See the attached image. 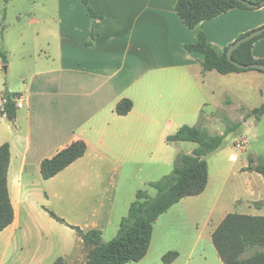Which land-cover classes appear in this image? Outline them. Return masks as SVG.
<instances>
[{"label":"crops","instance_id":"1","mask_svg":"<svg viewBox=\"0 0 264 264\" xmlns=\"http://www.w3.org/2000/svg\"><path fill=\"white\" fill-rule=\"evenodd\" d=\"M178 1L88 0L87 7L82 0H57L54 52L49 49L50 42L42 52L58 61L59 69L32 76L27 92L18 98L24 107L17 109L14 121L0 116V122L9 123L0 133V147L8 143L11 148L8 183L15 210L14 223L0 234V264H54L65 258V225L49 217L44 209L54 208L57 202L64 212L56 210L57 215L65 219L66 203L78 213L70 223L84 231L101 230L105 238L111 227H119L138 192L125 202L118 220L114 218L117 185L104 184V192L94 195L92 220L83 224L81 218L90 208L84 199L65 197V172L80 175L75 183L81 186L76 185L73 191L87 188L85 175L94 174L97 180L105 173L111 175L110 165L120 164L112 151L135 153V149L143 148L153 129L161 125V118L183 116L195 120L200 116L201 121L221 123L218 115L223 113L238 129L253 116L258 121L264 119V114H254L264 105L263 72H204V56L186 49L204 33L216 53L222 55L242 35L264 26V6L233 9L189 29L177 12ZM253 57L264 61V38L254 44ZM221 78L242 88L227 91L221 100ZM124 99L131 100L134 107L129 115L120 116L116 107ZM250 100L261 106H251ZM210 105L219 111L206 113L204 109ZM233 107L238 110L237 123L228 112ZM241 137L246 140V153L249 141L243 134ZM76 141L87 144L86 155L45 180L42 163ZM179 154L183 152L174 156ZM91 157L99 159V165H75ZM239 159V155L237 161L226 157L233 165ZM207 163L205 192L183 199L162 215L155 224L149 253L141 262L130 264H164L162 258L169 252L179 253L173 264H224L212 241L214 230L228 215L214 222L215 213L221 212V191L213 192L212 188L221 176L223 160L218 154L213 159L217 174ZM100 183L95 187L101 191ZM199 216L203 228L209 229L206 239V231L199 229ZM171 221L177 222L173 228Z\"/></svg>","mask_w":264,"mask_h":264},{"label":"rangeland","instance_id":"2","mask_svg":"<svg viewBox=\"0 0 264 264\" xmlns=\"http://www.w3.org/2000/svg\"><path fill=\"white\" fill-rule=\"evenodd\" d=\"M56 9L57 0H0V50L6 52L8 56L7 64L4 63L3 58L0 56V105L6 91L11 94L27 92L28 85L35 73L59 69V62L53 58L46 57L45 53L42 52L48 49L47 44L49 42L52 44L49 49L54 52L53 33L58 32L53 20L58 15ZM48 18L52 20L49 21ZM5 67H7V70H5ZM220 88L222 100L227 91L238 90L242 86L232 84L228 80L221 78L219 90ZM250 102L251 106H256L257 108L261 106L258 101L250 100ZM247 106L250 105L248 104ZM234 107L228 112L233 114V116H230L233 123H237L238 110L237 107ZM204 110L208 114L219 111L214 105L207 106ZM235 113L236 115H234ZM218 117L221 118V123L208 119L201 121L200 116L195 120L183 116L161 118V125L153 129L147 145L143 148L135 149L137 150L135 153L130 150L118 152L119 149L112 151L113 156L116 157L115 160L120 163L110 165L111 169L109 171L112 176L105 173L97 180L94 174L85 175L88 183L87 188L84 187L73 191L72 189L76 185H80V183H75L80 175H71L69 171L65 172V177L68 175V178L65 179V197L69 196L73 201L78 199L85 200V205L90 208V212L83 214L81 222L89 224L88 220H92V213L95 207V193L104 192V184L109 186L113 183V185H117V189L115 190L114 188V192L117 194L115 202L117 213L114 218L119 220L121 210L125 207V202L133 198L136 192L140 190L148 191L151 198H156L157 191L151 188L149 184L152 181H159L173 172L174 158L175 160L177 158L174 156L176 152L182 151L183 154H188L190 150L198 148V145L192 142H176L172 144H167L166 142L168 136L174 135L179 128L187 125L190 127H202L212 136L218 133H221V136H223L222 134L227 135L224 138L221 149L205 158L207 162L211 163L213 174H217V167L213 165L215 156L218 154L223 160L221 176L219 180L217 178L212 188L213 192L214 190L221 191V212L215 213L214 222L217 221L219 216L223 218L225 214L231 213L264 216V176L256 170L250 169L251 160L254 161L253 167L264 163V119L258 121L253 116L246 125L238 129V127L227 120L223 113L219 114ZM7 125L9 123L6 121L0 122V133L5 130ZM241 134L249 141L246 153L234 148V143ZM231 152H237L240 157L239 162L235 165L226 160V157H230ZM132 153L135 155L132 156ZM85 159L75 165L92 167L99 165V159L94 157ZM99 182L103 183H100L102 185L101 191L95 187L99 185ZM57 204L54 207L55 209L52 206H47L44 209L45 211L46 209L53 211L56 214V210H59V213L63 214L64 212ZM72 209L74 208L68 207L65 203V220L70 225L72 224L69 220L72 221L78 216V213H74ZM49 217H51L50 214ZM197 221L200 224L199 229L206 231L204 234L206 239L209 237V229L203 228L204 221L200 216ZM171 224V228H173L177 222L171 221ZM115 229L117 230L116 232ZM119 229L120 226L118 227V225L111 227L106 232L104 240L109 242L114 239ZM171 232L170 235L172 236ZM88 252L80 241L77 232L65 225V260H67L68 264H85Z\"/></svg>","mask_w":264,"mask_h":264},{"label":"trees","instance_id":"3","mask_svg":"<svg viewBox=\"0 0 264 264\" xmlns=\"http://www.w3.org/2000/svg\"><path fill=\"white\" fill-rule=\"evenodd\" d=\"M82 1L89 6L88 0ZM250 1L259 4L264 0ZM233 9L253 10L238 0H179L177 4V12L189 29H195L199 24ZM262 38L264 34L240 46L234 51L233 59L244 65L264 64V61H256L253 57V46ZM231 46L227 47L222 55H218L206 35L201 33L198 42L186 46V49L204 56L202 62L204 72L217 71L223 75L245 72L246 70L239 69L228 60L227 53ZM0 56L7 64V53L0 50ZM19 97L20 94L6 91L0 105V116H6L10 121H14L18 109L16 100ZM133 107L131 100L124 99L117 105L116 113L127 116ZM254 114L263 115L264 105L256 109ZM224 138L225 136L220 135L212 136L202 127L190 126H183L176 134L169 136L168 142H192L196 143L198 148L192 155L179 154L173 172L149 184L157 191L156 198H151L148 191H138L127 216L120 223L117 236L109 242L104 240L101 230L84 231L80 227L70 225L53 211L48 209L46 211L54 220L77 232L80 241L89 251L85 264L139 263L149 253L157 220L183 199L196 197L205 192L209 181V166L205 157L218 151L223 146ZM87 149L84 141H76L53 158L46 159L41 166L43 178L45 180L54 178L83 158ZM10 162L11 148L5 143L0 147V234L15 221L8 183ZM253 164L254 161L251 160L250 169L264 176V163L254 167ZM212 241L224 264H264V216L228 214L214 230ZM178 257L179 253L169 252L163 256L162 261L164 264H173ZM54 264L68 262L65 258H59Z\"/></svg>","mask_w":264,"mask_h":264},{"label":"water","instance_id":"4","mask_svg":"<svg viewBox=\"0 0 264 264\" xmlns=\"http://www.w3.org/2000/svg\"><path fill=\"white\" fill-rule=\"evenodd\" d=\"M239 2H241L243 5H245L246 7L250 8V9H258L264 6V1H262L261 3L257 4V3H253L250 0H238ZM264 34V26L256 29L252 32H250L249 34H247L246 36L242 37L241 39L237 40L229 49L228 53H227V57L228 60L235 65L236 67H238L239 69L242 70H260V71H264V64L261 63H256V64H252V65H244L241 64L237 61H235L233 59V53L236 49H238L240 46H242L243 44L259 37L262 36ZM5 70H7V67H5Z\"/></svg>","mask_w":264,"mask_h":264},{"label":"built area","instance_id":"5","mask_svg":"<svg viewBox=\"0 0 264 264\" xmlns=\"http://www.w3.org/2000/svg\"><path fill=\"white\" fill-rule=\"evenodd\" d=\"M23 107H24L23 101H21V99H17V108H23ZM245 146H246V140L243 137L239 138V140H237L234 144L235 150H238L240 152H245ZM230 160L231 161L238 160L237 152L230 155Z\"/></svg>","mask_w":264,"mask_h":264}]
</instances>
